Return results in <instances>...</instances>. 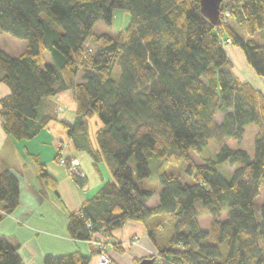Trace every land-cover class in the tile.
<instances>
[{
	"label": "trees",
	"instance_id": "1",
	"mask_svg": "<svg viewBox=\"0 0 264 264\" xmlns=\"http://www.w3.org/2000/svg\"><path fill=\"white\" fill-rule=\"evenodd\" d=\"M115 10L128 14L127 27L94 36L98 22L111 26ZM226 11L227 21L214 27L199 0H0V32L27 44L16 58L0 47V87L9 91L0 98L2 132L18 143L33 140L54 118L40 113L43 101L71 90L76 120L64 128L80 135L74 142L112 176L68 215L72 240L102 242L133 221L145 226L155 253L144 258L155 264H264V202L258 216L254 204L264 187V90L233 72L223 44L230 39L264 80V0H227L220 15ZM87 135L95 149L86 145ZM204 149L214 156L191 164L190 154ZM28 156L55 189L46 166ZM151 160L158 191L140 184L150 177ZM180 160L191 184L166 172ZM220 166L232 168L229 179L217 172ZM156 193L157 205L148 207ZM18 205V179L4 170L0 221ZM206 214L211 223L202 230L198 218ZM89 261L76 252L47 255L42 263ZM0 264H23L18 247L3 237Z\"/></svg>",
	"mask_w": 264,
	"mask_h": 264
},
{
	"label": "crops",
	"instance_id": "2",
	"mask_svg": "<svg viewBox=\"0 0 264 264\" xmlns=\"http://www.w3.org/2000/svg\"><path fill=\"white\" fill-rule=\"evenodd\" d=\"M226 50L232 64L245 60L238 49L228 46ZM45 60L49 62V57ZM77 81H80L79 77ZM8 94V89L1 86L0 98ZM40 113L54 118L36 138L28 142L18 143L7 138L0 126V173L8 170L19 183V205L0 221V237L18 247L23 264H43L47 255L64 256L76 252L90 256L89 264H99L95 246L68 236L67 218L70 213L77 212L105 182L112 180L111 173L105 164L94 162L82 143L74 142L80 135H74V138L64 128V125H73L76 120V105L71 90H61L54 97L44 100ZM88 132H92L91 120L88 121ZM86 145L96 148L92 135L87 137ZM28 153L36 155L46 166L56 181L55 189L47 186L38 176ZM57 155L58 159H77L80 162L84 185L79 186L72 180L66 167L55 159ZM157 203L156 193L147 206L153 207ZM102 242L114 264H135L134 260L155 253L145 226L133 221L112 231Z\"/></svg>",
	"mask_w": 264,
	"mask_h": 264
},
{
	"label": "rangeland",
	"instance_id": "3",
	"mask_svg": "<svg viewBox=\"0 0 264 264\" xmlns=\"http://www.w3.org/2000/svg\"><path fill=\"white\" fill-rule=\"evenodd\" d=\"M129 22L128 14L122 10H115L113 12L112 17V24L111 26H107L104 22L100 21L97 24L94 25V28L92 30V33L94 36H99L102 34H107L110 36H113L114 34L124 30ZM230 24L234 25V22L231 20ZM245 35V34H244ZM254 39H256L259 43L263 42V39L259 36L258 33L254 35ZM26 42L23 40H18L13 37H11L9 34L0 32V47L2 50L10 57L16 58L18 57L23 50L26 47ZM231 46V45H230ZM233 48H236L235 46H232ZM237 49V48H236ZM240 52V55H243V52L238 49ZM47 58L48 56L45 55ZM233 65V72L244 81H248V83L255 88L256 90H264V80L256 77L248 64L245 62H235ZM218 119H220V116H218ZM214 155L209 152L207 149L202 150V153L200 155H194L190 154V160L189 162L194 165L201 164L202 160L205 158H211ZM156 161L151 160L149 164L150 168V177L148 179H145L143 181H140V184L147 189L154 190L157 189V182H156ZM129 165L131 168H134V161L130 160ZM186 163L184 160L180 161H171L166 168V172L169 174H173L176 177H179L181 179V182L185 184H191L192 180L190 177L186 174ZM217 172L222 175L224 178L229 179L232 174V168L229 166H220L217 169ZM139 182V181H137ZM264 199V187L261 190L260 197L255 201V207H256V214L258 216V209ZM227 214L225 212H222L220 214L221 220H226ZM259 218V217H258ZM199 225L202 230H209L211 218L209 215H202L198 218Z\"/></svg>",
	"mask_w": 264,
	"mask_h": 264
},
{
	"label": "built area",
	"instance_id": "4",
	"mask_svg": "<svg viewBox=\"0 0 264 264\" xmlns=\"http://www.w3.org/2000/svg\"><path fill=\"white\" fill-rule=\"evenodd\" d=\"M228 18H229V13L227 11L223 12L222 15H220V20L222 21V23H225ZM223 44L226 48L230 46L232 42L230 39H226ZM58 162L66 167V171L70 177L72 176H77L79 178L84 177V174L81 170L80 162L77 159L67 161L65 158H60ZM87 242L98 249L97 257L99 264H114L112 259L105 252V247L103 242H95L94 240H89Z\"/></svg>",
	"mask_w": 264,
	"mask_h": 264
},
{
	"label": "water",
	"instance_id": "5",
	"mask_svg": "<svg viewBox=\"0 0 264 264\" xmlns=\"http://www.w3.org/2000/svg\"><path fill=\"white\" fill-rule=\"evenodd\" d=\"M225 1L227 0H199L201 15L205 17L214 27H219L221 25L220 7ZM135 264H155V259L151 257L143 258Z\"/></svg>",
	"mask_w": 264,
	"mask_h": 264
},
{
	"label": "bare ground",
	"instance_id": "6",
	"mask_svg": "<svg viewBox=\"0 0 264 264\" xmlns=\"http://www.w3.org/2000/svg\"><path fill=\"white\" fill-rule=\"evenodd\" d=\"M41 227V226H40Z\"/></svg>",
	"mask_w": 264,
	"mask_h": 264
}]
</instances>
